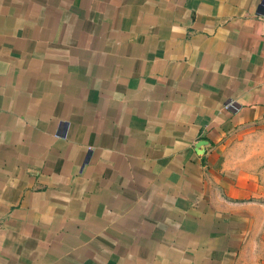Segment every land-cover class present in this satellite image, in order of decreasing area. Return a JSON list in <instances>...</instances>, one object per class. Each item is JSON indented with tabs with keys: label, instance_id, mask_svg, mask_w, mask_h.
Listing matches in <instances>:
<instances>
[{
	"label": "crops",
	"instance_id": "1",
	"mask_svg": "<svg viewBox=\"0 0 264 264\" xmlns=\"http://www.w3.org/2000/svg\"><path fill=\"white\" fill-rule=\"evenodd\" d=\"M264 0H0V264H264Z\"/></svg>",
	"mask_w": 264,
	"mask_h": 264
},
{
	"label": "rangeland",
	"instance_id": "2",
	"mask_svg": "<svg viewBox=\"0 0 264 264\" xmlns=\"http://www.w3.org/2000/svg\"><path fill=\"white\" fill-rule=\"evenodd\" d=\"M232 152L242 159L255 161L264 169V126L247 127L234 133L229 139Z\"/></svg>",
	"mask_w": 264,
	"mask_h": 264
}]
</instances>
